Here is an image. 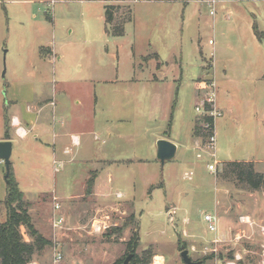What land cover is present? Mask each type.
<instances>
[{
    "label": "rangeland",
    "instance_id": "obj_1",
    "mask_svg": "<svg viewBox=\"0 0 264 264\" xmlns=\"http://www.w3.org/2000/svg\"><path fill=\"white\" fill-rule=\"evenodd\" d=\"M124 1L127 2L0 0V132L4 129L3 120L11 113V86L27 82L40 89L44 86L41 81L52 76L53 69L46 71L40 51L51 38V18L58 17V25L70 26L67 19L73 17L72 24L78 25L75 9L92 7L99 14L113 3L114 25L129 22L132 12L134 17L126 24V31L131 37L137 32L138 51L158 52L168 77L176 79L179 92L174 98L179 105L173 138L179 131L187 132L186 121L179 117L181 110L192 117L198 114L196 105L203 95L197 99L195 82L199 77L210 80L203 69L200 51L213 59V49L220 48L212 66L218 91L216 106L223 108V115L216 119L217 171H209L212 158L206 159L210 157L206 150L202 152L204 159H198L191 150L179 148L176 158L162 166L157 158L158 141L153 138L154 133L161 131L159 122L156 123L159 120L146 118L138 124L148 123L152 134L144 135L143 144L131 153L144 162L112 168L116 178L112 198L98 193L94 187L93 192L88 191V181L93 177L90 170H101L98 165L102 166L98 162L101 156L96 158L98 163L90 158L87 152L91 149L82 148L77 161L72 167L67 165L64 171L69 172L64 174L56 173V166L49 159L56 178L52 175L47 184L56 181L57 193L64 199L53 194L39 195L43 181L38 180L33 187L24 179L20 184L25 201L31 204L30 212H35L31 215L36 227L52 241V246L36 252L34 260L54 264L53 244L57 241L63 255L60 264H115L124 262L130 254L147 260L150 253L154 255L151 264H186L181 256L184 250L189 251L194 264H264V187L253 191L234 178L221 176L223 161L227 160H256L261 162L255 163L256 170L264 172V40H254L249 26L257 18L259 29L264 32V0H215L214 5L209 3L212 0ZM62 8L71 12L66 18L59 11ZM229 11L233 15L228 18ZM86 18L90 19L89 15ZM210 41L215 45H210ZM114 42L106 45L111 52L117 48ZM73 49L74 46L63 50L67 56L64 73L68 76L74 69ZM125 51L121 50L122 67ZM254 51L259 53V61L253 58ZM139 65L140 71L147 73L153 62L141 59ZM250 69L254 71L253 78L247 76ZM32 73L34 77L30 78ZM104 86L85 84L82 78L59 85L70 91L72 99L84 97V89L94 87L101 92ZM144 105L150 108L148 99ZM147 108L145 114L151 115ZM170 129L164 128V137H171ZM21 160L16 150L11 162L19 175L28 168ZM2 166L5 173H0V222L7 218L2 204L7 197V171L4 162ZM32 171L38 174L37 169ZM190 171L191 178H186L185 172ZM102 176L107 181V175ZM118 192L125 195L122 202L115 201ZM70 195L78 197L67 200ZM57 203H62L58 212L54 209ZM56 214L65 219L63 228L54 229ZM207 215L216 218V232L209 230ZM93 225H102L101 232H94ZM21 230L30 240L26 227ZM134 234L140 238L135 253L128 248Z\"/></svg>",
    "mask_w": 264,
    "mask_h": 264
},
{
    "label": "crops",
    "instance_id": "obj_2",
    "mask_svg": "<svg viewBox=\"0 0 264 264\" xmlns=\"http://www.w3.org/2000/svg\"><path fill=\"white\" fill-rule=\"evenodd\" d=\"M111 5L113 6V3ZM106 8L107 6L104 8V13L99 14L95 13L92 7L75 9L73 13L79 17L78 25L72 24L73 17L67 19L70 26L58 25V17L51 18V22L53 21L51 23L53 30L51 38L49 37L45 41L40 50L46 71L50 73V70L53 69L51 78L45 77L41 81L44 86L40 89L34 83L29 84L27 82L13 84L11 92L10 87L8 89L11 98V113L3 120L4 129L0 132V141L6 140L5 120L8 118L10 121V140L14 145L13 155L16 150L19 151L22 157L21 161L28 166L27 170L19 175L17 168L12 163L14 178L19 186L23 179L32 187L36 185L38 180L43 181V186L40 187L42 191L39 195L53 194L58 199H64L57 193L58 183L56 181L52 185L47 184V179L52 175L54 179L56 178L55 173L51 172L49 167V159H52L56 166L55 172L64 174L66 166L71 165L72 167L77 161L81 149L84 148L85 150L91 149L87 152L90 154V158L95 160V163L100 162L102 165H98L101 170H90V174L95 176L93 185L95 191L101 192L105 197H111L112 185L116 179L112 168L144 162L142 157L131 155V153L133 149L143 144L144 135L148 137L152 134V129L148 127V123L145 124L146 127L138 124L139 121L143 122L145 118L147 120H159L156 123L159 122L161 131L154 133L155 142L167 139L175 143L177 154L179 148L185 151L191 150L197 158L198 154L201 153V140L195 134L196 125L202 119L201 116L197 114L192 117L181 110L179 117L186 121L187 132L179 131L173 138L174 122L177 119L176 113L179 105V102L176 103L174 98L175 94L179 92V89H176L175 77H168L158 52L142 54L138 51L137 32H134L133 37H131L126 31V24L132 22L134 17L132 12L130 13L131 20L125 24L123 36L115 37L109 34L107 32ZM263 10L261 9L262 14L264 13ZM59 11L65 18L71 13L67 8H62ZM87 15L91 20L86 18ZM232 15L233 11H229L228 18ZM249 26L254 32V40L256 37V40L262 42L264 32L261 33L259 29L258 19L256 18ZM76 29L78 33H76ZM256 29L262 38L258 37ZM111 40L115 41V47H117L113 52L110 51V48H106ZM123 41L126 42L123 43ZM215 43L210 41V45H215ZM254 43H252L253 46ZM72 46L75 47L73 49L75 63L73 71L68 76L64 73L67 56L63 50L65 47L70 48ZM219 49H213V59H208L204 52L200 51L203 63H205L203 69L206 77H215L212 73V66L215 62V53ZM121 50H127V52L125 51L124 67H122ZM253 56L256 61H259L258 52L254 51ZM141 59L153 62L151 71L147 73L140 71ZM252 73L254 71L250 69L247 76L253 78ZM31 75L30 78L34 77L33 73ZM76 78H82L83 83L91 86L94 83L105 86L101 92L94 87L84 89V97L72 99L70 91L62 90L59 85L71 83ZM203 79L205 78L199 77L195 82L198 100L201 97ZM147 99L150 108L144 105ZM146 108L151 111V115L145 114ZM218 109L221 111L223 108ZM153 110L154 112H152ZM13 119L16 120V123H13ZM17 124L25 129L26 134L24 136L17 134ZM168 127L171 128V137H164V128L168 130ZM74 138H76V142H74ZM99 157L101 159L97 162L96 158ZM232 161L234 160L223 161V163ZM180 162L185 163L184 160H180ZM244 162L261 163L256 160H244ZM2 165L3 161L0 160L1 174L5 173V168ZM36 169L38 174L32 171ZM190 172H185L184 176ZM102 175H107V181L103 179ZM60 180L64 181L62 177ZM107 186H110L109 190ZM0 188L2 189V186ZM119 195L121 196L119 197ZM116 196L117 200L115 201L122 202L120 199H123L125 195L118 192ZM77 197L70 195L67 200L74 201L73 199ZM60 204L62 205V203ZM31 213L35 212L32 211ZM33 263L39 264L37 260Z\"/></svg>",
    "mask_w": 264,
    "mask_h": 264
},
{
    "label": "trees",
    "instance_id": "obj_3",
    "mask_svg": "<svg viewBox=\"0 0 264 264\" xmlns=\"http://www.w3.org/2000/svg\"><path fill=\"white\" fill-rule=\"evenodd\" d=\"M107 32L115 37L123 36L125 33L124 22L121 26L114 25V14L111 6L106 8ZM131 19H129L130 21ZM112 25H114L112 27ZM257 31V29H256ZM257 35L262 38L260 34ZM202 120L197 122L196 136H204ZM6 122L5 139L10 140V121ZM224 170L221 176L234 178L238 183L244 184L250 190L259 191L264 187V172H259L255 168V163L244 161L225 162ZM10 183L7 185V197L2 204L6 207L7 218L4 222H0V264H30L34 260L37 251H41L46 247L52 246L50 237L46 236L36 227L30 212L31 204L25 201V195L20 189L18 182L13 175V168L10 170ZM95 176L88 181V191L91 193L94 185ZM26 227L28 237L27 240L21 230ZM118 230V228H117ZM140 238L138 234H134L129 241V250L135 253L139 246ZM147 252H145L146 254ZM150 253L147 260L142 259L138 254H134V258L129 264H151L152 257ZM125 262V261H124ZM124 262H116L115 264H124Z\"/></svg>",
    "mask_w": 264,
    "mask_h": 264
},
{
    "label": "built area",
    "instance_id": "obj_4",
    "mask_svg": "<svg viewBox=\"0 0 264 264\" xmlns=\"http://www.w3.org/2000/svg\"><path fill=\"white\" fill-rule=\"evenodd\" d=\"M135 2H141L144 0H134ZM210 5H214L215 1L209 2ZM212 15H215V10L211 11ZM211 43H213L211 41ZM201 95H203L200 103L196 106V111L199 116H201L202 120V127L204 129V136L199 137L201 141L200 145V150L201 153L198 154V159H204V155L202 154L203 151H208L210 154V157L206 158L209 160L211 163H208V169L211 172H216L217 171V164L218 160L216 159V119L218 117H221L223 114L217 109L216 102H217V96H218V91H217V84L214 81V78H210L203 80V85L201 89ZM13 123H16V120L13 119ZM16 132L19 136H24L26 134L25 129L17 124L16 126ZM74 142H76V138L73 139ZM191 173L186 174V178H191ZM121 195H119L120 197ZM56 212L61 210V205L60 204H55L54 206ZM205 221L208 224V228L211 232H216L217 231V220L214 216L212 215H207L205 217ZM64 222L65 219L62 216H58V214L55 215V219L53 220V227L55 228H63L64 227ZM102 226V225H101ZM101 226L96 227L93 225V231L98 232V230L101 232ZM54 249H55V254H54V264H60L63 260V255L60 251L61 249V244L57 243V241L54 242ZM30 264H34L33 262Z\"/></svg>",
    "mask_w": 264,
    "mask_h": 264
},
{
    "label": "water",
    "instance_id": "obj_5",
    "mask_svg": "<svg viewBox=\"0 0 264 264\" xmlns=\"http://www.w3.org/2000/svg\"><path fill=\"white\" fill-rule=\"evenodd\" d=\"M13 142L11 140L0 141V160L6 165V176L5 180L7 184L10 183V170L12 166L11 158L13 155ZM177 155V145L167 139H161L157 143V158L161 162L162 166H165L166 162L175 159ZM181 256L186 264H194L189 251L184 250ZM133 258V254H130L125 260L124 264H129Z\"/></svg>",
    "mask_w": 264,
    "mask_h": 264
},
{
    "label": "bare ground",
    "instance_id": "obj_6",
    "mask_svg": "<svg viewBox=\"0 0 264 264\" xmlns=\"http://www.w3.org/2000/svg\"><path fill=\"white\" fill-rule=\"evenodd\" d=\"M160 259L159 257L157 258V260Z\"/></svg>",
    "mask_w": 264,
    "mask_h": 264
}]
</instances>
